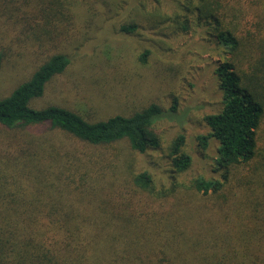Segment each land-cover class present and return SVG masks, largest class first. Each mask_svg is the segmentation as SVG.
<instances>
[{
	"label": "trees",
	"instance_id": "obj_1",
	"mask_svg": "<svg viewBox=\"0 0 264 264\" xmlns=\"http://www.w3.org/2000/svg\"><path fill=\"white\" fill-rule=\"evenodd\" d=\"M109 5L0 0V33L22 28L37 43L51 44L59 27L73 30L76 10L95 23ZM160 7L168 14L156 15ZM161 25L207 28L223 50L214 72L221 107L203 117L210 131L198 137L203 151L210 140L218 142L215 177H196L187 187L172 177L159 186L145 170L131 174L130 192L116 179L106 184L104 170L61 137L93 147L126 140L144 154L160 147L155 126L164 119L162 108L151 102L94 122L64 107L35 108L32 102L71 63L51 54L0 97V264H264V0H127L119 31L134 35ZM5 58L0 50V70ZM173 98L172 111L179 105ZM184 147V135L169 146L177 174L192 163Z\"/></svg>",
	"mask_w": 264,
	"mask_h": 264
},
{
	"label": "rangeland",
	"instance_id": "obj_2",
	"mask_svg": "<svg viewBox=\"0 0 264 264\" xmlns=\"http://www.w3.org/2000/svg\"><path fill=\"white\" fill-rule=\"evenodd\" d=\"M109 1V7L100 8L95 23L84 10H76L73 30L59 27L57 34L51 33V44L37 43V37L26 29L11 31L6 26L0 33V50L6 54L0 70V97L27 80L49 55L65 54L71 60L69 67L47 84L44 95L32 102L33 107H64L93 122L128 116L151 102L163 111L164 119L155 126L160 147L144 154L132 151L126 140L106 147L82 146L71 144L63 134L67 148L76 145L77 150L87 154L83 155L85 160H94L97 168L104 170L106 184L116 179L121 186L127 184L130 192L134 189L131 174L145 170L159 186L168 185L172 177L185 187L196 177L214 178L218 142L210 140L203 151L198 137L210 131L203 117L221 107L222 95L214 72L223 50L209 38L207 28L198 31L194 25L186 32L161 25L162 29L155 31L143 28L134 35L122 33L119 25L127 20V0ZM161 8L156 15L168 14ZM145 51L149 56L143 64L139 58ZM173 97L178 98L179 105L172 111ZM45 130L26 132L51 137V132ZM178 135L185 136L184 148L192 158L183 174L174 173L169 166V146Z\"/></svg>",
	"mask_w": 264,
	"mask_h": 264
}]
</instances>
